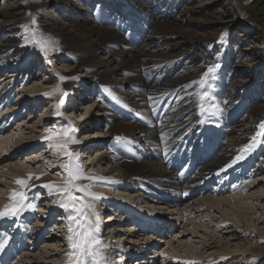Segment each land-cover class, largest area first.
Instances as JSON below:
<instances>
[{"label":"bare ground","instance_id":"bare-ground-1","mask_svg":"<svg viewBox=\"0 0 264 264\" xmlns=\"http://www.w3.org/2000/svg\"><path fill=\"white\" fill-rule=\"evenodd\" d=\"M127 2L130 11L146 5ZM194 4L187 0L168 7L190 16L186 21H196L199 28L175 18L166 21L164 13L144 14V29L137 35L132 26L142 21L134 16L125 24L104 8L83 7L75 0H18L27 26L26 58L32 66L40 59L51 62L52 75L19 78L31 68L13 69L11 56H0V210L13 203L9 199L13 190L24 191L25 206L36 205L25 207L18 216L0 218V242L7 238L0 264H68L71 259L69 216L76 214L59 206L62 194L43 187L52 181L62 183L66 172L57 175V162L49 158L42 160L46 167L37 165L44 152L64 154L45 137L68 128L74 130L68 138L79 141L70 143L69 149L78 154L83 175L89 177L77 183L100 194L92 200L90 214L100 204L106 208L112 204L106 212L114 210L93 222L106 221L110 229L102 237L101 232L95 233L105 264L112 260V246L126 238L125 250H132L135 237L152 243L157 232L158 243L147 255L149 264L264 263V141L242 124L236 128L249 102L222 79V59L209 63L218 65L214 73L191 78L190 64L198 65L202 59L192 54L184 40L189 35L194 42L205 41L212 31L207 29L217 26L212 41L219 44L223 57L233 32L240 27V36H247L248 28L240 18L215 23L206 3ZM49 9L65 14L62 20L73 35H65L61 27L37 34V39L50 41L45 56L29 42L35 31L29 22ZM52 57L58 58V65H53ZM86 87L85 98H78L74 91L82 95ZM204 93L208 95L202 99ZM59 94L77 100L78 107L71 105L76 112L65 107L56 110ZM29 96L32 103L40 101H34L38 96L48 103L40 113L30 108L22 116L18 106ZM47 119L58 125L49 127ZM233 129L237 135L226 141ZM40 149L38 157L35 152ZM29 174L32 178L26 187L16 183ZM144 209L150 214H136ZM120 222L127 224L117 229ZM58 226L64 228L63 242ZM222 242L226 249L206 254L207 247ZM141 259H136L137 264L146 262Z\"/></svg>","mask_w":264,"mask_h":264},{"label":"rangeland","instance_id":"rangeland-1","mask_svg":"<svg viewBox=\"0 0 264 264\" xmlns=\"http://www.w3.org/2000/svg\"><path fill=\"white\" fill-rule=\"evenodd\" d=\"M75 1L78 4L80 2L83 7L88 6L93 9L97 7L104 8L109 13V16L111 18H115L119 22H123L125 24H127L129 21H134V19L132 20L134 16L135 19H139V21L140 20L142 21L141 24L138 23L132 26L133 27L132 29L136 32L137 35H140L139 32L142 31V29H144L143 26L144 22L142 20L144 18L143 16L144 14L159 15L164 13L166 15L165 17L166 21L173 20L175 18L184 21L183 23H187L188 25L190 23L191 28L192 27L196 28V26H198L197 22L194 20H192L193 22L186 21L187 18H189L190 16L185 15L181 11H179L178 14L176 11L173 13L172 7H168L171 6V4L178 5L179 3L187 0H137L138 3L145 2L146 5L144 7L138 6L137 10H133V11H130V9L127 8L128 5L127 0H75ZM17 2L18 0H0V44L2 46V48L0 49V56H5V55L11 56L13 62H20L24 60L28 55V51H26V49L23 46L25 37L27 35L26 21L24 15L20 12V10L17 7ZM194 2L196 5L200 3L203 4L206 3L204 5L207 9V13L209 15L213 14V17H215L213 21H215V23H221L226 20L240 18L243 19V22L245 26L248 28V31H247V36H240L242 33V29L240 27H238L233 32L231 38L229 39L228 46L225 50V55L223 57L219 55V53L221 52L219 50V44H217L215 41H212V38L216 36L218 29L217 26H215V28L213 29L210 28L207 29L212 31L207 34L208 37L206 36L207 37L206 40L202 42H197V41L194 42L195 39L193 37H190L189 35L184 36L186 45L192 50H194L192 54L202 59V63H199L198 65L192 66V64H190L191 67L190 69L192 73L191 78L193 80L199 79V77L205 75V73L207 72L206 66L211 67L210 64H213L216 61L222 59L221 60L222 79L228 80L232 86H235V89L238 92V96L243 99V97L240 96V94L243 93L241 95L246 97L249 102V108L247 112H245L242 117H238V119L236 120V124H235L236 128L239 126V124L240 125L242 124L241 126L243 127L245 126V128L249 129L251 132H255L254 136L258 135L264 141V0H194ZM56 6L54 5L53 7ZM181 6L185 7L186 2L184 5ZM57 8L58 7H56V9ZM56 9L53 10L49 9L48 11L42 10L37 15V18L32 21V23L29 22L39 36L42 35L43 30H50L53 32H57V28L60 27L63 28L65 35H67V32L72 34L69 24L62 20L65 14L59 13L60 10H56ZM172 13L175 16H172ZM201 19L207 20L208 18L202 16ZM187 24H185V26ZM153 26L150 27V30L153 28ZM94 42L97 43L96 41ZM52 59L55 62L53 63V65L54 66L58 65L56 64L58 58L52 57ZM35 64L33 66H35L36 68H34L31 65L30 67L31 69H29L30 70L29 73L23 74L22 72L19 78L27 79L29 76L30 78L33 77L40 78L44 74L48 76L52 75V70H49L51 62L40 59ZM13 69H17V68L13 67ZM75 74L78 75L79 71H76ZM123 90L127 91L128 87L124 85ZM60 95L61 98L64 97L62 96V94H59V96ZM86 95L87 94H85V96ZM66 100H68V96L66 97ZM59 108H64V106ZM241 118H243V120ZM46 122H48V126L50 125L49 127L58 125L57 121H55L54 123L50 119H47ZM234 131L235 130L233 129L226 135L225 138L226 141H228L227 139L230 138V136L232 137L235 136L236 133H234ZM41 152L42 150L40 149L39 151L35 152V154L37 153L38 155L37 154L36 155L40 157ZM44 154H45L44 156L45 158H42L43 156H41L39 158L41 159V162H39L37 165L39 167H46L47 165L42 164V160L49 158L50 161L57 162V165L59 167L54 172L56 174L58 173L59 175L61 173L62 175H64L65 170L63 168V165L69 163V160L67 159L66 155L60 152H56L55 150H51L50 152H47V154L46 152H44ZM34 155L31 154L30 156L33 157ZM263 157H264V151H263ZM104 213L105 212L102 213V216L98 214L99 219L104 217V215L108 216L110 214V212H106L105 214ZM91 219L94 222L96 220V217L91 216ZM106 219H109V217H106ZM125 224L127 223H122V222L118 223L117 229H122V227L120 226H123ZM55 225H58L57 222ZM77 227L78 225H73L74 230ZM57 228L59 231L57 232V234L60 237V239H62L61 242H63L64 228L62 227L59 228V226ZM167 229H169L168 226L167 228H164L165 231ZM218 238L220 237L218 236ZM225 244L226 243L222 242V244L219 245V247L218 246L214 247L215 244H212L213 246H211V248L209 247L206 248L207 249L205 250L206 254L215 252V250L217 251L220 249L221 250L226 249L228 245ZM149 252H153V251L150 250ZM56 258L57 259L59 258L61 260L63 256H59ZM231 261L234 262V259L232 258ZM258 264H264V263L263 261H260Z\"/></svg>","mask_w":264,"mask_h":264},{"label":"snow or ice","instance_id":"snow-or-ice-1","mask_svg":"<svg viewBox=\"0 0 264 264\" xmlns=\"http://www.w3.org/2000/svg\"><path fill=\"white\" fill-rule=\"evenodd\" d=\"M30 15V14H29ZM27 39V38H26ZM31 43H35L44 52V55H48V47H50V41L45 38L37 39V32L31 33ZM217 66L209 67L205 76L209 73H214ZM49 95V93H45ZM208 93L202 95V99L206 97ZM63 104V100L60 101V105ZM57 106V108L60 107ZM59 114V113H57ZM74 131L71 128L64 129L60 132L53 133L52 135L45 137L50 141H55V147L64 152L66 156L70 157V163L64 164L63 168L66 172L67 179L62 183L55 181L46 183L43 187L49 189L50 192L62 194L63 199L59 201V206L64 208L66 211L71 209L76 215H70L69 220L73 225H78L77 228L70 227L69 235L67 240L69 246L73 249L69 253L71 259L68 264H105V258L103 253L99 249L100 241L96 238L95 233L99 231L98 223L93 224L91 216H95L97 221L99 219L98 213L94 211L89 212L90 209H94L93 199L98 198L100 194L91 192L87 187L77 183L82 179H88L83 175V169L79 163V156L70 151V143H78L79 141L72 140L69 137V133ZM117 139H120L117 137ZM32 178V174H29L28 179L18 178L16 183L22 186H27L28 180ZM39 179V177H37ZM80 192L82 195L77 196L76 193ZM91 197L92 199H89ZM10 200L12 204L6 205L3 210H0V218L18 216L22 211L27 209H35L36 205L28 203L25 206L27 196L24 191L17 192L13 190ZM75 237V238H74ZM7 244V238L0 242V250ZM192 264V262H189Z\"/></svg>","mask_w":264,"mask_h":264}]
</instances>
